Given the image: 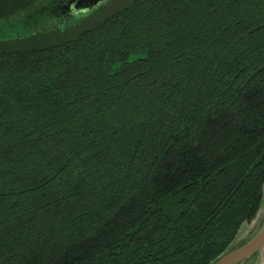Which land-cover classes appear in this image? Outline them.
I'll return each mask as SVG.
<instances>
[{
	"label": "trees",
	"instance_id": "16d2710c",
	"mask_svg": "<svg viewBox=\"0 0 264 264\" xmlns=\"http://www.w3.org/2000/svg\"><path fill=\"white\" fill-rule=\"evenodd\" d=\"M63 1L0 0V264L215 262L264 208V0Z\"/></svg>",
	"mask_w": 264,
	"mask_h": 264
},
{
	"label": "water",
	"instance_id": "95a60500",
	"mask_svg": "<svg viewBox=\"0 0 264 264\" xmlns=\"http://www.w3.org/2000/svg\"><path fill=\"white\" fill-rule=\"evenodd\" d=\"M108 0H64L61 3V12L77 15L97 9ZM67 15V14H66ZM65 15V16H66ZM264 252V222L257 233L241 246L234 247L225 252L218 260L211 264H242L250 262L256 254Z\"/></svg>",
	"mask_w": 264,
	"mask_h": 264
},
{
	"label": "rangeland",
	"instance_id": "374dc122",
	"mask_svg": "<svg viewBox=\"0 0 264 264\" xmlns=\"http://www.w3.org/2000/svg\"><path fill=\"white\" fill-rule=\"evenodd\" d=\"M121 0H113L112 3H117ZM108 2V1H107ZM105 2L106 5H108L109 7H111L112 5H110L111 3L110 2ZM105 5V7H106ZM109 7H106V10L109 9ZM94 11V10H93ZM93 11H90V12H86L85 13H80V14H77V15H71L69 13H64V15L67 16V19H70L72 21H79L80 23L84 21V23L82 24H89L91 22V17L86 19V17L90 16L89 14H92L91 12ZM43 13V10H41V12L37 15H40ZM62 13V12H61ZM47 16H45V19H43L35 28H33V30H40V31H48L47 28L48 25H53V26H56L57 20H49V19H46ZM86 19V20H85ZM93 19V18H92ZM19 20H22V18H17V21L19 22ZM6 21L8 20H3V22L0 24V39H9L10 35H14V34H20L22 31H24L22 28L26 29V27L23 25V22H22V25L20 26H12L9 22L8 23H5ZM56 22V23H55ZM72 30H75V29H71ZM263 222H264V208L262 209V212L257 215V217L255 219L252 220V223H246L242 229H241V233L239 235V237L237 238L236 243H239V244H242L246 241H248L249 239L252 238V236L261 228V226L263 225ZM241 241H244L241 243ZM237 244V245H239ZM242 264H264V252H261L259 253L258 255L255 256V258L252 260V261H248L246 263H242Z\"/></svg>",
	"mask_w": 264,
	"mask_h": 264
}]
</instances>
